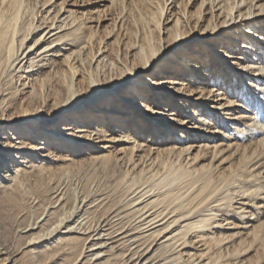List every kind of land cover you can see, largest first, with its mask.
<instances>
[{
	"label": "bare ground",
	"instance_id": "bare-ground-1",
	"mask_svg": "<svg viewBox=\"0 0 264 264\" xmlns=\"http://www.w3.org/2000/svg\"><path fill=\"white\" fill-rule=\"evenodd\" d=\"M196 2L197 9L193 14L188 13L187 6ZM110 3L117 4L115 23L119 18V29L127 37L129 56L133 63L139 62L134 68L125 64L123 69H117L116 74L123 75L112 82V93L100 92L102 88L93 72L89 73L94 59L93 65L97 68L107 57L104 52L97 55L102 40L94 47L92 35L85 30L86 22L92 16L86 14L83 18L84 13L79 15L65 10L62 2L57 4L52 0H0V212L24 216L28 206L39 205V200L28 199V181L46 180L55 174V170L68 167L67 163H46V154L42 152L43 159L24 167L20 161L18 164L17 159L22 157L19 153L24 147L35 149L34 154L58 141L52 131L45 136L37 129L30 133L31 138L39 134L38 145L22 135L14 138L16 142L8 138L14 124L9 123L12 118L18 120L15 122H23L16 127L26 133L30 130L26 128L28 121L42 117L39 107L46 99L43 102L42 95L34 90L37 82L48 90L53 87L54 74L63 77L66 94L53 103L52 116L66 110L74 113L83 108L76 109L80 105L74 107L82 102L91 107L103 101L99 111H108L107 114L93 116L94 120L99 119L96 123L84 122L83 126L73 129L76 134L72 137L86 143L91 136H101L104 140L112 137L120 140L121 145H125L124 150H128L119 163L110 154L89 153L91 162L98 161L104 168L112 169L111 172L124 160L123 170L113 180L111 190L100 189L93 194L84 191L71 197L63 190L53 191L52 194H56L48 199L43 212L17 228L22 241L19 248L10 252L0 246V264H178L181 258L178 248L191 245L188 239L197 240L202 246L197 250L202 260L190 264H232L228 258L237 259L252 247L256 254L259 248L262 249L254 258V264H264V219H256V213L260 214L257 209L264 206L261 193L264 185L255 183L256 177H260L261 182L264 175L256 171L252 161L256 147L234 144L232 149L235 150L227 154L228 148H221L217 143L218 139H230L223 130L224 120L233 124L241 117L239 113L244 112L241 103L250 99L244 87L248 83L243 76L251 75L255 85H260V92H264V0H110ZM174 6L177 15L168 12ZM206 14L208 19L204 17ZM192 16L195 18L193 25ZM164 19H170L171 25L165 32L169 36V41L165 42L169 43L162 46L159 33ZM205 20L207 23L199 26ZM196 27L203 38L197 42L201 46L200 54L205 58L194 62L191 52H196L183 40L188 37L186 30L195 36ZM114 28L115 24L111 30ZM223 28L226 33L221 30ZM221 32L226 40L229 37L237 41L241 51L238 54L245 55L244 58L237 56L238 61L230 60V54L235 53L234 45L230 44L232 40L224 44L220 41L222 45L216 41ZM228 33L231 36H227ZM172 47L179 52L181 74L158 77L152 70L163 57L174 55L170 50ZM59 56L65 58V73L58 67L60 63L55 57ZM208 59L213 66L218 61V64L237 71L241 82L239 102L220 92V88L214 91V87L206 86L208 81L202 83L211 75L206 73L211 67L204 65ZM244 59L247 60L244 62ZM107 60L117 65L115 60ZM202 68L206 70L194 71ZM80 69L89 73L84 91L74 79ZM139 70L147 74L141 75ZM164 70L162 74H166ZM141 79L144 84L135 90L137 99L132 106L144 107L145 112L151 114L149 121L140 127L134 109H130L129 122L122 125L114 119L118 113L127 114L121 109L123 105L108 107L105 102L109 94H118L117 90L121 88L127 95L132 82ZM30 82L29 111L21 110L16 116L13 114L15 96L21 91L19 87L24 90ZM146 87L150 90L143 94ZM148 93L151 95L147 98H153L154 104L142 101ZM125 95L119 100H128ZM160 106H163L162 113L156 110ZM155 115L165 116L155 118ZM179 115L181 123H178ZM107 117L111 118L110 129L102 122ZM219 118L222 121L216 125ZM191 121V128L181 125ZM113 127L115 130L112 131ZM247 128L251 129L250 126ZM260 128L255 129L258 132ZM199 132L207 136L199 135ZM4 134H7L5 138ZM65 141V147L75 146L72 138ZM161 142L166 143L161 146ZM135 151L142 153L140 164L134 160ZM235 153L236 161L229 162ZM199 160L208 162L195 165ZM225 225L231 231L221 230ZM246 242L248 244L241 252V246Z\"/></svg>",
	"mask_w": 264,
	"mask_h": 264
},
{
	"label": "rangeland",
	"instance_id": "rangeland-1",
	"mask_svg": "<svg viewBox=\"0 0 264 264\" xmlns=\"http://www.w3.org/2000/svg\"><path fill=\"white\" fill-rule=\"evenodd\" d=\"M53 2H56L57 4L61 3L63 4V8L65 10H71V11H75L76 14L81 15L82 13H84L83 18L86 17V14L88 16H92L91 20H88L86 22V32L92 35V42L94 44L98 43V40H102L101 44H100V48L101 50L98 52L97 55H99L100 53L104 52V55H106L107 57L104 59L103 63L101 64L100 67H94L96 66L93 65L95 59L92 61V68L94 67L95 70H91L89 69V73L93 72V75L95 76V78L97 79L98 84L101 86V91H110L111 89H113L114 87H112V82L115 80H118L122 77V75L119 76V74L117 75L116 71L117 69L119 70L120 68L123 69V66L125 64H127L129 67L134 68L135 65H139V62L137 64H135V62L133 63L131 58H130V50L127 48V37L124 34V32L122 33V29H119V18L117 19L116 23H115V18L117 17V4H111L110 0H52ZM171 7V5H170ZM197 9V2L193 3L190 6H187L186 11L188 13L193 14L194 11ZM101 10V12H100ZM170 11V14H176L177 13V8L176 6H174V8L169 9L168 12ZM99 12V13H98ZM177 15V14H176ZM205 19L209 18V15H205L204 16ZM184 20L186 19L183 18ZM191 25H193L195 22V18L192 16L191 18ZM169 21V22H168ZM207 23V20L200 22L199 26H204ZM115 24V28L114 30L112 29V26ZM171 25L170 19L169 20H165L162 22V25L160 26V33L159 36L162 40L161 44L163 45H167L169 42H165V41H169V36L166 32L167 27H169ZM189 27V25H188ZM191 28V27H190ZM189 29V28H188ZM194 30L196 31L195 36H193L192 32H187L188 30L185 31V34L188 36L187 39L183 40V42L189 46L191 49H194V52H191L192 55H194V62L198 59H204L205 57H203V55L201 56L200 52H201V46L198 45V39L202 38L201 36H199L197 30L198 27L194 28ZM223 33H226V31L223 29ZM223 33H219L218 36L215 38L216 41L220 42L223 41L226 43L227 41H231L230 44L234 45V50L235 53L230 54L232 56V58H230V60H232V62L238 61L237 56H241L242 58L245 57V55L243 54H238L241 53V51L239 50V46L237 41L235 39H231L228 37V39L226 40L225 37L223 38ZM118 35V36H117ZM230 35V33L227 34V36ZM231 36V35H230ZM233 36V35H232ZM222 37V38H221ZM203 39V38H202ZM206 39V38H205ZM209 39V38H208ZM187 41V42H185ZM235 41V42H233ZM239 41V39H238ZM221 43V42H220ZM219 44V43H217ZM198 45V46H197ZM222 45V43H221ZM104 46V48H103ZM238 49V50H237ZM171 51H174V55L168 56L166 59H164V57L162 58L161 61H159L156 65L155 68H153L152 73L158 75V77H177V75H179V73L181 74V68H179V63L180 60H178V56L179 52L175 51L176 47H172L170 48ZM189 52L186 53V55ZM118 54V57H117ZM181 54V53H180ZM58 67L59 69H62L65 73V68L67 66V64L64 62L65 58L63 56H59V57H55ZM107 58H111L113 60L116 61V66L113 65L109 60H107ZM182 58V57H181ZM247 59H244V62ZM200 61V60H199ZM110 62V63H109ZM218 62V61H217ZM216 62V65L213 66V62L211 63V60L208 59L207 63H205L204 65L209 66L210 70H208V75L211 74L210 76H206L205 79L202 83H206V81H208V84L206 83V86H212L214 87V91L217 88H220V92L223 93H227L230 96L231 100L234 101H238L239 102V98L241 97V91H240V84L241 82L239 81L238 78V73L237 71H232L228 68V66H222L220 64H218ZM240 62V61H239ZM177 63V65H176ZM184 63V62H183ZM190 63V62H189ZM104 64V65H103ZM171 65V66H170ZM183 65V64H182ZM138 67V66H136ZM199 67V66H198ZM223 67L224 70L221 71V68ZM165 69L164 71H166V74H162V70ZM183 69V68H182ZM199 69V68H198ZM206 70L205 68H202L201 70H195L194 71L196 73H198V71H203ZM210 71V73H209ZM62 73V72H61ZM89 73L87 70L85 69H80L76 75H75V82L77 83V85H80L82 90H86L87 86H88V78H89ZM138 73H141V75H146L147 72H141V70L138 71ZM177 73V74H174ZM205 73V72H204ZM35 75V74H34ZM142 78V77H140ZM157 78V77H156ZM243 78L245 79L244 81L246 83H248L246 86L247 92H248V101L247 103H240L242 104V107L244 109V112L239 113L240 114V118H237L233 124L232 123H228L224 120V122L226 123V125H224L223 130L225 131L226 134L230 135V139L228 141H223V140H219L218 139V144H221V148H228L227 150V154L233 152L235 149H232L233 145H243V144H249L251 147H256V154L253 157V162L255 163L256 166V171H261L260 173L262 175H264V141L262 142L261 139H264V92H260V88H258V86L260 85H255L256 83H254L252 81V77L250 76H243ZM53 81V87H50L47 90L46 86H40V82H33L34 84V90H36L38 92V94L42 95V99L44 102V98L46 99V101L44 102V104L42 103L41 107H39V112L41 113L42 117L39 119V117L37 118L38 120H30L28 121L26 128L29 127L30 128V132L27 131L26 133H24L23 130H21L20 128L16 127L17 125H22L23 122H21V120L19 122H15V117L12 118L13 120L9 123H14L12 124L13 126H11L10 128L12 129L10 132V135H8V138H10L11 140H13L15 137H22L25 139H28V141L32 144L38 145L39 141L41 139H37L39 137L38 136H33L31 138V136H29L30 133L36 132L35 129H37L39 132L42 133V136H45L47 134H50L52 131L56 136H57V140L54 144L52 145H47L46 150H36V152L33 154V151L35 149H29V147H24L21 151V153H19L20 156H22L21 158L17 159L18 164L20 161L21 166H25L28 164L33 163L34 161H38L40 159H43L42 153L46 154V157L44 156V161L48 164L54 165L56 164H65L67 163L68 167L65 169H57L55 170V174L52 175L50 178H47L46 180H38L37 181H28L29 183H27V188H28V199L32 200V199H36L39 200L38 204L39 205H35V206H28L27 211L25 213L24 216L20 217L17 215L16 212H11L9 214H6L4 212H0V246H4L7 249H9L10 252L15 251L17 248H19V246L21 245L22 241L21 239L18 237V233L17 228L20 225H23L25 223H27L29 220H33L35 219L38 215H40L43 210L44 207L46 205H48V199L50 197H52L54 194L53 191L57 190L58 192L65 191V195H67L68 197L74 195L75 193L80 195L82 192H89L91 194L96 193L97 191H107V190H111V185L113 184V180L116 179L118 177V175H120L121 171L123 170V161L120 163L121 165L118 164V166L112 171V169H106L103 167V165L101 166V163L98 161H92L89 159V153H94V154H102L106 153V154H110L111 156H113V158L115 160H117V162L119 163V161L125 157L127 151L124 150V146L121 145L120 140H115L112 137H109L108 140H104L102 139L103 137H93L91 136V138L88 140V143H86L83 140H79L76 139V137H72L74 136L76 133L74 132L73 129L79 127V126H83L84 122H92V123H96V121L98 120H94L95 118H93V116H101L102 114H107L108 111L106 112H100L99 111V107L102 105L103 101H100L99 103L91 106V107H87L86 105H83V102L81 104H76L74 107L78 108H82L79 109L78 111H74V113H69L71 110H66L64 112H62L60 115H58V113L55 116H52L53 111H54V106L53 103L55 102V100H58L59 97H63V94H66V91H64V89L66 88V84L65 82H63V77L59 76L58 74H54V78L52 79ZM29 81L27 80V83ZM144 81L141 79L140 81H134L132 82V87L131 89H129V92L127 93V95H125V91L124 88H121L118 91V94H109L108 95V99L105 102V104L110 107L113 105H119L122 104V108L123 111L127 112L126 113H118V116H115L116 118L114 119L115 121L122 122L125 123V121L129 120L127 119L128 116L130 115L129 112L130 109H134L133 111L136 113V119H137V124L140 125V127L146 122L149 121L148 118L149 116H151V114H147L145 111L146 109L142 106H140V108L138 107H133L132 106V102H134V100L137 99V95L136 91L138 90V87L140 86L141 88L143 87ZM30 86H32V82H30V84H27L24 87V90H22L23 87H19L20 93L18 92L17 95L15 96L14 99V106H16V108L18 109H14L13 114L18 116V112L22 110V112H25V110L29 111V90H30ZM57 90H55V88ZM136 90V91H135ZM149 88L146 87V91H143V94H145V92H149ZM264 90V88H263ZM57 93V94H56ZM110 93H112V91H110ZM215 94V93H214ZM121 95H125V97L128 98V100H119V97ZM151 94H147L146 97L142 98V101H145L148 104H154L152 103L153 98H147L150 97ZM134 96V97H133ZM143 96V95H141ZM139 96V97H141ZM209 96V95H208ZM210 97V96H209ZM208 97V98H209ZM140 101V100H139ZM172 104V101H170ZM256 106H255V104ZM39 104V102H38ZM36 104V106L38 105ZM150 104V105H151ZM29 105V106H27ZM142 105V104H141ZM133 107V108H131ZM162 107L160 106L159 108H156V110H158V113H162ZM128 108V110H127ZM75 109V108H74ZM181 110V109H179ZM197 110H199V107L197 108ZM69 113V114H68ZM167 113V112H165ZM202 113H204V111L202 110ZM121 114V115H120ZM239 114H235V116H239ZM13 115V116H14ZM120 115V116H119ZM156 116V115H155ZM158 118L159 117H164L163 115H157ZM157 116L155 118H157ZM181 115H179V119L178 123H181ZM242 116H249L247 117H243ZM120 117V120H119ZM138 117V118H137ZM247 118V119H244ZM117 119V120H116ZM110 119L105 118L104 121L102 120L103 125L107 126V129H110V127L108 126V122L110 124ZM217 120V118H216ZM18 121V120H16ZM79 121V122H77ZM113 122L114 124L117 122ZM221 118H219V121H216V125L217 123H221ZM127 122V123H128ZM192 122V123H191ZM190 124H185L186 122H183L181 125L187 128H191V125L193 124V121H191ZM82 123V124H81ZM145 125V124H144ZM1 126H4L3 124ZM58 126H63V127H68V128H64L63 129H59L57 128ZM115 126V125H113ZM219 126V125H218ZM247 126H250L251 129L247 128ZM73 127V128H71ZM257 127H261L260 131H256L255 128ZM32 128V129H31ZM221 128V127H220ZM34 129V130H33ZM68 129V130H65ZM112 131L115 130V128H111ZM233 129V130H232ZM18 130H20L19 132H17ZM145 130V129H144ZM12 133V135H11ZM14 133V134H13ZM19 133V134H18ZM59 134V135H58ZM63 134L67 135V137L63 136ZM81 134V133H80ZM85 134V133H82ZM199 135H206L205 133H198ZM7 134H4L3 138L6 137ZM242 136V138H241ZM72 138L73 144L75 145L74 147H65L64 142H66L65 140ZM94 138V139H92ZM111 138V139H110ZM232 138V139H231ZM173 139V138H172ZM14 141L16 142V140L14 139ZM62 142V143H61ZM52 143V142H51ZM166 143V142H165ZM164 142H161V146L163 144H165ZM259 143V144H258ZM228 144H230V147H227ZM78 147V148H77ZM28 148V149H27ZM126 151V152H124ZM42 152V153H41ZM125 153V154H124ZM136 155H134V160L137 161V163H142V160L140 158L139 155H141L142 153L139 151H135ZM141 153V154H140ZM194 153V152H193ZM238 153V152H237ZM237 153H235L234 155L231 156V158L229 159V162L231 161H236L237 158ZM67 154H69L70 156H66ZM225 154V155H227ZM33 155V156H32ZM239 155V153H238ZM66 156V157H65ZM257 156V157H256ZM258 158V160H257ZM37 159V160H36ZM68 159V161H66ZM256 159V160H255ZM207 160H199L198 162L195 163V165H201V164H205ZM69 163V164H68ZM17 164V162H14V165ZM259 165V166H258ZM263 168V169H262ZM115 171V172H114ZM261 175V176H262ZM260 177H256L255 183H261L262 185H264V180L261 181ZM36 182V183H35ZM40 183V184H39ZM42 186V187H40ZM38 187V188H37ZM40 187V188H39ZM98 188V189H97ZM39 189V190H38ZM57 192V193H58ZM262 196H264V187L262 188L261 191ZM52 194V195H51ZM54 200V198H53ZM257 203L261 202L260 200H256ZM262 204V203H261ZM260 214L259 216L256 213V219L257 220H262L264 219V206L263 208H259L257 209ZM225 223V222H224ZM227 225H225L223 228H221V230L223 231H231L227 229ZM263 232V231H262ZM191 242V245H187L185 247H179L178 249L180 250L181 253V258L178 264H190L192 262L196 263L202 260V258L199 257V253H198V249L200 250L202 248V246L197 242V240H193L191 241L190 239H188ZM247 242L246 244L243 246H241V252L243 251V249H245V247L247 246ZM224 245V244H223ZM224 247V246H223ZM253 249V250H252ZM261 248H259L258 250V254ZM224 252L226 253V250H224ZM256 254V250H254V247H252L251 249H249L247 252H245L244 254H242L241 256H239V258L237 259H230L228 258L229 262L232 264H254V258L258 255ZM1 254H0V258H1ZM60 261V260H59ZM58 261V262H59ZM118 263H120L119 261H117Z\"/></svg>",
	"mask_w": 264,
	"mask_h": 264
}]
</instances>
